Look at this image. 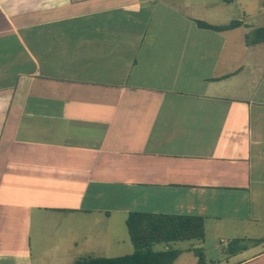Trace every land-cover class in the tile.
<instances>
[{"label":"crops","instance_id":"0c3cea01","mask_svg":"<svg viewBox=\"0 0 264 264\" xmlns=\"http://www.w3.org/2000/svg\"><path fill=\"white\" fill-rule=\"evenodd\" d=\"M258 4L0 0V264L103 254L131 212L204 218L175 264L198 247L208 264H264ZM234 239L247 250L228 256Z\"/></svg>","mask_w":264,"mask_h":264},{"label":"trees","instance_id":"16d2710c","mask_svg":"<svg viewBox=\"0 0 264 264\" xmlns=\"http://www.w3.org/2000/svg\"><path fill=\"white\" fill-rule=\"evenodd\" d=\"M228 3L233 0H224ZM201 28L218 32L233 30L240 26L235 21L227 26H211L204 22H198ZM249 44L264 42V28L256 29L246 37ZM134 252L129 255L106 258L87 256L78 258L73 264H175L176 260L184 252L176 249L172 244L180 242H204L205 220L199 216L153 214L131 212L126 222ZM261 243L264 239L254 240ZM168 246L166 250H156L157 245ZM247 250L246 239H234L224 249L228 256H233ZM197 257L196 264H208L205 251L202 247L193 248Z\"/></svg>","mask_w":264,"mask_h":264},{"label":"rangeland","instance_id":"374dc122","mask_svg":"<svg viewBox=\"0 0 264 264\" xmlns=\"http://www.w3.org/2000/svg\"><path fill=\"white\" fill-rule=\"evenodd\" d=\"M259 1V4L257 6V15L253 16L252 17H255V18H250L248 19V24H253V26L255 27V29H260V28H264V9H262V3L264 2V0H258ZM259 12H262L261 14L258 13ZM252 14H255V13H252ZM251 21V23H250ZM119 222H116V223H108L107 224V227H108V230H109V234L111 235V239L109 241L110 245L107 249H100L101 252H103V254L101 253H95V255H92V256H95V257H106V258H115V257H121V256H125V255H129L131 252H133L135 249H134V246L132 243L130 242H126V243H123V242H120L119 243V240L122 239V238H129V232H128V228H127V225L124 223V221H122L121 218H118ZM104 226H106L104 224ZM77 227L79 230H81V234H84L85 233V230L88 229L89 227V224L88 223H81V224H78L77 223ZM212 235V233H211ZM193 242H180V243H177L176 244V249H183L189 245H191ZM208 247L210 250L213 251L212 248V245H213V242H212V239L209 240V243H208ZM39 251V249H37L36 247L34 248V257L36 255V252ZM209 255H208V259L209 261L212 259L216 260L219 258V255L218 253H214V251L211 253V252H208ZM192 257L194 256H190V255H185L183 257L180 258L179 262L177 264H190V259H192Z\"/></svg>","mask_w":264,"mask_h":264}]
</instances>
